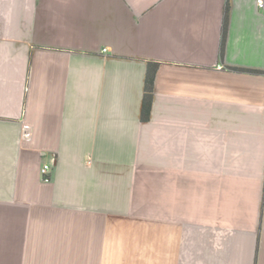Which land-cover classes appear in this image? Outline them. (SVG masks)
I'll use <instances>...</instances> for the list:
<instances>
[{
  "label": "crops",
  "instance_id": "crops-1",
  "mask_svg": "<svg viewBox=\"0 0 264 264\" xmlns=\"http://www.w3.org/2000/svg\"><path fill=\"white\" fill-rule=\"evenodd\" d=\"M0 264H264L257 0H0Z\"/></svg>",
  "mask_w": 264,
  "mask_h": 264
},
{
  "label": "trees",
  "instance_id": "trees-1",
  "mask_svg": "<svg viewBox=\"0 0 264 264\" xmlns=\"http://www.w3.org/2000/svg\"><path fill=\"white\" fill-rule=\"evenodd\" d=\"M227 16V14H226ZM225 17V24H226ZM226 25L224 28V35L226 34ZM225 36L223 37L224 44ZM152 63L148 66L146 82H145V95L142 104L141 120L143 122H149L151 118L152 105H153V93H154V82H155V70H153Z\"/></svg>",
  "mask_w": 264,
  "mask_h": 264
},
{
  "label": "built area",
  "instance_id": "built-area-1",
  "mask_svg": "<svg viewBox=\"0 0 264 264\" xmlns=\"http://www.w3.org/2000/svg\"><path fill=\"white\" fill-rule=\"evenodd\" d=\"M257 7L259 11L264 13V0H257ZM107 49L103 50V53H107ZM41 176L43 182H50L52 177H51V166L49 164L43 165L41 169Z\"/></svg>",
  "mask_w": 264,
  "mask_h": 264
}]
</instances>
